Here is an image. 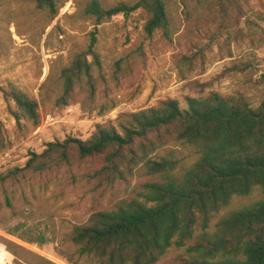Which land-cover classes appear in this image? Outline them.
Returning <instances> with one entry per match:
<instances>
[{
    "label": "rangeland",
    "instance_id": "1",
    "mask_svg": "<svg viewBox=\"0 0 264 264\" xmlns=\"http://www.w3.org/2000/svg\"><path fill=\"white\" fill-rule=\"evenodd\" d=\"M77 1L58 0L61 7L53 16L38 8L37 0H0V177L25 167L49 142L86 140L97 124L168 99L178 100L184 110L188 98L211 91L242 94L253 107L264 101V0H238L240 8L229 3L227 15L204 10L196 0H166L170 39L161 32L149 37L144 26L150 16L141 10L96 28L85 14L87 0ZM137 1L102 0L108 8ZM96 29L101 64L92 68L94 96L78 85L69 105H56L64 69L87 51ZM12 87L38 101L39 126L17 119ZM166 149L177 151L186 166L198 158L191 146L172 143ZM100 165L89 160L0 183V264H95L79 256L73 228L135 195L147 180L137 173L103 192L86 176ZM260 197L261 192L236 197L214 218L213 228L229 211ZM178 252L172 249L159 264Z\"/></svg>",
    "mask_w": 264,
    "mask_h": 264
},
{
    "label": "trees",
    "instance_id": "2",
    "mask_svg": "<svg viewBox=\"0 0 264 264\" xmlns=\"http://www.w3.org/2000/svg\"><path fill=\"white\" fill-rule=\"evenodd\" d=\"M196 2L223 15L229 14V3L240 8L238 0ZM37 6L53 16L61 7L58 0H37ZM139 10L150 16L144 26L149 37L161 32L171 38L166 0L119 2L109 8L102 0H87L85 14L95 19L97 28L107 19L128 18ZM90 35L87 51L63 71L58 106L70 104L78 85L91 96L96 92L92 68L101 64L95 50L97 29ZM9 94L19 107L17 119L39 126L38 101L18 87ZM188 104L184 110L178 100L168 99L99 123L86 140L49 142L42 153L31 154L25 167L0 177V183L17 181L27 172L99 160L101 165L86 175L98 190L106 192L137 173L147 180L135 195L73 228L71 240L80 257L95 264H159L177 249L168 264H264V101L253 107L242 94L211 91L188 98ZM172 143L193 147L197 160L186 166L177 151L166 149ZM256 192H261L258 200L229 211L213 228L214 218L236 197Z\"/></svg>",
    "mask_w": 264,
    "mask_h": 264
}]
</instances>
